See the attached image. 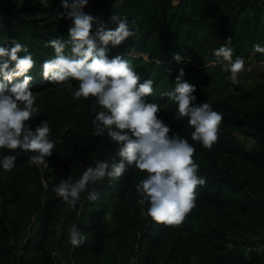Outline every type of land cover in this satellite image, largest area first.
<instances>
[{
  "label": "trees",
  "instance_id": "1",
  "mask_svg": "<svg viewBox=\"0 0 264 264\" xmlns=\"http://www.w3.org/2000/svg\"><path fill=\"white\" fill-rule=\"evenodd\" d=\"M84 10L108 27H115L109 23L114 14L135 21V36L111 49L110 55L128 56L131 50L128 58L141 78L156 82L150 99L162 105L161 115L172 130L195 144L193 158L206 184L199 188L196 206L175 226L150 218L142 221L147 204L138 203L139 170L129 169L118 181L105 179L97 187L100 197L95 202H88L85 193L82 207L70 210L87 238L73 249L64 232L56 237V225L67 209L52 187L68 176L77 179L97 158L114 155L116 149L107 138L93 136L91 119L87 131L52 136L57 143L49 165L37 173L46 179L47 188L40 181L35 184L33 176L31 183L19 174L0 179V264H59L57 251L65 249L76 264H118L127 251L135 264H264V250L258 249L264 246V84L243 91L239 98L207 99L223 77L212 50L230 38L234 58L253 54L254 44L264 45V9L252 0H90ZM62 11L59 0H48L47 7L39 0H0V39L26 44L37 61L31 70L33 92L57 87L43 82L39 72L43 60L53 54L46 41L67 38L71 21L57 15ZM176 53L184 57L181 64L173 59ZM180 68L185 80L196 85L198 102L223 113L218 140L210 149L193 142L187 124L172 119L175 106L159 99L158 93L173 84ZM236 132L256 144L248 148ZM90 138L99 146L87 142ZM20 153L15 150L16 168L24 164ZM114 199L118 202L110 225L105 216L107 203ZM34 217L39 223L31 233Z\"/></svg>",
  "mask_w": 264,
  "mask_h": 264
},
{
  "label": "clouds",
  "instance_id": "2",
  "mask_svg": "<svg viewBox=\"0 0 264 264\" xmlns=\"http://www.w3.org/2000/svg\"><path fill=\"white\" fill-rule=\"evenodd\" d=\"M178 2L173 0L174 4ZM39 3L47 7L48 0ZM89 3L90 0H59L63 11L57 15L71 24L67 38L57 36L46 41L53 54L43 60L39 76L54 86L78 82V87L71 91L72 98L85 101L94 98L89 105L94 114L93 136L107 138L116 150L108 159L97 158L77 179L72 176L61 179L52 191L66 209H75L78 204L82 207V194L86 193L88 202H95L100 197L97 187L105 179L118 181L135 168L143 174L135 185L138 203L147 204L143 214L150 222L178 226L196 206L199 188L206 184V177L199 174L200 165L193 158L196 146L165 122L162 105L150 99L156 92V82L141 78L133 59L128 58L131 50L128 56L110 55L111 49L135 36V21L130 23L127 17L114 14L109 23L115 27H108L99 17L85 12ZM230 43L227 38L212 50V55L216 58L214 63L229 73L226 79L239 85L246 61L239 55L234 58ZM252 53L264 56V45L254 44ZM173 59L181 64L184 57L176 53ZM36 64L26 44L14 38L0 39V171L3 172L16 167L17 149L29 153V165L47 167L56 147L47 119H41L35 127L31 124L40 112L32 90L35 78L31 70ZM196 91V85L185 80L184 69L180 68L173 84L158 96L175 106L172 119L187 124L191 140L210 149L218 140L223 113L208 102L199 103ZM41 183L47 188L45 180L41 179ZM86 239L76 225L68 228V244L73 249Z\"/></svg>",
  "mask_w": 264,
  "mask_h": 264
},
{
  "label": "rangeland",
  "instance_id": "3",
  "mask_svg": "<svg viewBox=\"0 0 264 264\" xmlns=\"http://www.w3.org/2000/svg\"><path fill=\"white\" fill-rule=\"evenodd\" d=\"M28 1L35 2L38 0ZM252 2L255 4V6L264 9V0H252ZM134 55L138 56L139 54L134 53ZM245 61L246 71L241 73L239 77L241 83L239 85L231 84L230 81L226 79L229 73L222 70L223 77L220 80L222 82L221 84L215 86V91L213 92L211 97L207 98L208 100L222 98L225 96L239 98L243 91L252 90L256 86L264 84V56L250 54L247 58H245ZM76 87H78V82L73 81L72 84L68 86H57L45 91L33 92V94L37 96L36 104L37 106H39L40 112L37 113V117H35L31 121V124L38 123L41 119H47L52 129L51 137L55 136L58 133L65 134L69 130L80 132H83L84 130L87 131L88 128L92 126L89 120L93 119V117H91L92 115L89 112L90 107L88 103L94 98L90 97L87 101L83 99L74 100L71 96V91ZM235 135L239 139H241L248 148H252L256 144L254 139L248 138L239 132H236ZM87 142H90L91 145L96 144L97 146H99L98 142H95L93 138H90V140H88ZM19 155L24 157L23 166L20 168L15 167L11 172L0 171L1 180H5L10 175L14 176L16 174H19V176L22 175L25 179H27L29 183H31L30 179L32 178V176V180L35 184H37L39 181L41 182V179L46 181L44 177H39L37 173L38 170L43 173V171L46 170L49 164H47V167L32 166L27 162L29 153L21 151ZM141 178H143V174L140 172L138 180ZM117 202L118 200L114 199L110 200L107 203L108 213L106 214L105 218L110 225H113L114 222L113 214ZM145 210L146 209L142 210V221H145V219L149 220L148 217L143 214ZM61 214L62 217L56 225V237L61 238L63 236L62 232H64L65 237L68 238V228L72 225H75V217H73V213L69 209H67L66 212H62ZM38 223V219L34 217L30 224L32 225V228L31 226H29V229L31 228V233L34 232L35 228L38 226ZM28 235L26 233L21 238L20 243H23ZM258 249L260 251H263L264 246L259 245ZM123 255V258L119 259L118 264H135V258L131 257V252L127 251L126 253H123ZM56 256L59 264H76L72 258L70 250L65 249V251H57Z\"/></svg>",
  "mask_w": 264,
  "mask_h": 264
}]
</instances>
